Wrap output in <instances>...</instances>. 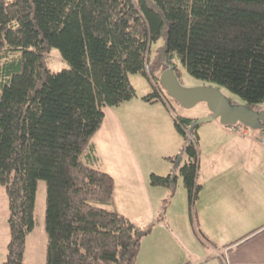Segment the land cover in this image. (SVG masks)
<instances>
[{"label": "trees", "instance_id": "1", "mask_svg": "<svg viewBox=\"0 0 264 264\" xmlns=\"http://www.w3.org/2000/svg\"><path fill=\"white\" fill-rule=\"evenodd\" d=\"M162 35L152 64L151 44ZM52 47L68 67L50 69ZM175 59L264 109V0H0V184L11 234L3 264H27L40 179L47 264H136L144 236L164 215L141 225L116 208L115 178L93 138L106 106L136 96L130 72L150 79L155 89L143 98L153 102L162 88L153 68L172 66L181 80ZM196 120L174 115L193 213L202 187ZM175 181L150 174L151 185Z\"/></svg>", "mask_w": 264, "mask_h": 264}, {"label": "crops", "instance_id": "2", "mask_svg": "<svg viewBox=\"0 0 264 264\" xmlns=\"http://www.w3.org/2000/svg\"><path fill=\"white\" fill-rule=\"evenodd\" d=\"M129 125L112 126L103 139L99 137L103 127L97 131L102 167L105 164L114 176L115 193L118 186L125 188L121 189L124 194L132 186L140 190L151 187L153 169L144 160L149 134L142 135L144 123ZM249 128L225 124L199 127L202 151L198 179L202 187L192 225L185 233L176 224L180 236L171 233L166 220L155 225L141 244V250L151 253L141 261L142 255H138L137 264H264V146L258 140L259 130ZM132 191L127 197L130 201L136 190ZM152 191L157 192V198L133 205L137 208L133 220L141 225L142 220L150 223L157 219L158 201L168 193L162 187ZM162 240L165 246L160 244ZM178 244L187 245L186 254H179ZM5 258L0 255V264Z\"/></svg>", "mask_w": 264, "mask_h": 264}, {"label": "rangeland", "instance_id": "3", "mask_svg": "<svg viewBox=\"0 0 264 264\" xmlns=\"http://www.w3.org/2000/svg\"><path fill=\"white\" fill-rule=\"evenodd\" d=\"M165 43V35H162L157 40L153 41L151 44L149 58L152 64L156 62L160 57V48ZM47 65L51 70L57 71L62 68L68 67V61L62 56L61 51L58 47H52L46 52ZM177 65L181 70V82L185 87H193L200 85H208L211 82L195 77L192 75L183 64L181 60L175 59ZM153 71L156 76L161 75L163 69L160 67H154ZM130 80L136 89V96L130 100H126L117 106H106L105 118L103 122V129L99 133L100 138H104L105 134L116 125H126L129 127L130 123L143 124L142 135L146 132L149 134V144L148 150L144 153L145 163L149 168H152V172H155L163 176H172V180L176 177L175 185L173 186H156L150 185L149 188H142L141 190L132 186L126 193H122L121 188L118 186L117 192L115 193V204L116 208L124 213L130 214V218H137L135 213L137 208H133L134 204H142L144 200L151 197L153 200L157 198L153 188L159 189V187L167 188L168 193H166L164 199L160 201V211L159 215H164V220L166 224H171L169 230L171 233H176L178 236L181 232L177 230L174 226L179 224L183 232H188V228L192 225L193 211L189 205L188 190L184 184L183 175L181 174V167L185 164L188 154L183 151L182 142L183 136L177 131L174 115H181L187 117H195L196 119L209 115L210 110L205 101H201L192 107L183 106L178 100L169 96L165 90L158 87V91L161 98L156 101H149L144 99V95L154 91L155 87L150 81V79L142 72H130ZM221 91L236 104H244L246 101L239 96L237 93L231 91L225 86H219ZM260 106L264 107V103ZM143 122V123H142ZM224 125L219 118H214L211 121H204L201 123L200 127H205V125ZM144 127H147L145 131ZM250 130L257 131L258 128H249ZM98 133V132H97ZM97 133L95 134L93 140L96 143ZM202 140L200 139V146ZM180 148V149H179ZM202 151V149H201ZM201 153V152H200ZM103 165V158H101ZM105 167V164H104ZM150 173V174H151ZM150 183V175H149ZM141 186V185H138ZM144 186V185H143ZM145 187V186H144ZM131 190H136L135 194L132 195L133 201L127 199L130 196ZM132 191V192H133ZM145 191L149 193H144ZM157 191V190H156ZM199 201L196 202H200ZM46 207H47V181L45 179H40L38 182L36 205H35V218L36 223L32 231H30L26 238V248L24 260L27 264H47V242L48 236L45 227L46 219ZM124 213V214H126ZM9 204L8 195L5 185L0 184V255L6 257L8 251V243L10 240V227H9ZM126 214V215H127ZM142 224L147 225L146 221L142 220ZM150 222V221H149ZM157 222L155 225H157ZM154 225V227H155ZM150 231L145 236L151 234ZM163 232L162 234H164ZM158 233L154 234L155 236ZM144 236V237H145ZM167 240V237H164ZM165 246L164 241L160 243ZM173 244L175 242L173 240ZM187 247V245H185ZM183 245L178 244L179 254H186L185 250L188 251ZM138 254L141 260H144V256L151 253L147 249H140ZM138 259V256H137ZM139 260H136V264Z\"/></svg>", "mask_w": 264, "mask_h": 264}, {"label": "water", "instance_id": "4", "mask_svg": "<svg viewBox=\"0 0 264 264\" xmlns=\"http://www.w3.org/2000/svg\"><path fill=\"white\" fill-rule=\"evenodd\" d=\"M159 81L163 90L185 107H192L201 101L207 103L210 114L198 118L196 123L219 118L225 125L242 123L250 128H264V109H256L248 103L232 104L216 85L185 87L172 66L162 71Z\"/></svg>", "mask_w": 264, "mask_h": 264}, {"label": "built area", "instance_id": "5", "mask_svg": "<svg viewBox=\"0 0 264 264\" xmlns=\"http://www.w3.org/2000/svg\"><path fill=\"white\" fill-rule=\"evenodd\" d=\"M148 69V67H147ZM258 140L264 146V128L259 129Z\"/></svg>", "mask_w": 264, "mask_h": 264}, {"label": "flooded vegetation", "instance_id": "6", "mask_svg": "<svg viewBox=\"0 0 264 264\" xmlns=\"http://www.w3.org/2000/svg\"><path fill=\"white\" fill-rule=\"evenodd\" d=\"M208 85H214V84H212V83H210V84H208ZM231 101V100H230ZM231 103L232 104H236L235 102H233V101H231Z\"/></svg>", "mask_w": 264, "mask_h": 264}]
</instances>
